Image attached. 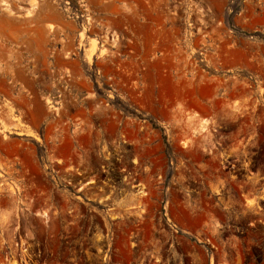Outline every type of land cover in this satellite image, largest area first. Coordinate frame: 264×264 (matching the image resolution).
<instances>
[{
    "label": "rangeland",
    "instance_id": "374dc122",
    "mask_svg": "<svg viewBox=\"0 0 264 264\" xmlns=\"http://www.w3.org/2000/svg\"><path fill=\"white\" fill-rule=\"evenodd\" d=\"M0 264H264V0H0Z\"/></svg>",
    "mask_w": 264,
    "mask_h": 264
},
{
    "label": "flooded vegetation",
    "instance_id": "af4514ba",
    "mask_svg": "<svg viewBox=\"0 0 264 264\" xmlns=\"http://www.w3.org/2000/svg\"><path fill=\"white\" fill-rule=\"evenodd\" d=\"M112 187H114L113 185H111Z\"/></svg>",
    "mask_w": 264,
    "mask_h": 264
},
{
    "label": "bare ground",
    "instance_id": "6f19581e",
    "mask_svg": "<svg viewBox=\"0 0 264 264\" xmlns=\"http://www.w3.org/2000/svg\"><path fill=\"white\" fill-rule=\"evenodd\" d=\"M187 223V222H186Z\"/></svg>",
    "mask_w": 264,
    "mask_h": 264
}]
</instances>
